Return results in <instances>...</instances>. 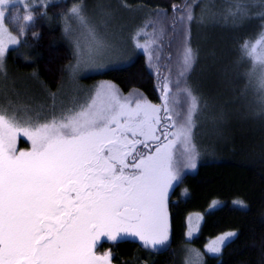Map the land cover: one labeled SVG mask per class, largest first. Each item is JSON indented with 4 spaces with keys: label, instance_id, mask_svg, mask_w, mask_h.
Segmentation results:
<instances>
[{
    "label": "trees",
    "instance_id": "16d2710c",
    "mask_svg": "<svg viewBox=\"0 0 264 264\" xmlns=\"http://www.w3.org/2000/svg\"><path fill=\"white\" fill-rule=\"evenodd\" d=\"M89 1L95 0H58L30 9L33 19L21 44L8 52L12 73L42 89H60L68 77L67 67L74 61V49L64 36V20L73 5ZM121 1L130 10L124 9V16L138 19L141 23L138 29L146 28L158 39L156 50L151 49L148 55L137 52L129 63L88 75L83 81L103 84L104 89L114 87L131 102L132 93L138 97L133 101L145 99L154 104L165 101L174 119L173 131L187 120L191 92L197 97V108L192 114L197 166L184 168L171 192V234L166 245L153 249L130 239L103 241L97 253L109 252L115 264H177L184 245L191 244L203 251L210 240L235 232L236 236L224 245L220 254L205 253V264H264V120L220 118L228 105L223 97L221 104L210 109L219 119L218 124L213 123L221 137L217 136L214 144L215 128L208 129V135L213 133L207 136L212 145L200 155L196 135L198 114L202 112L198 91L210 95L230 62L244 60L251 66L249 51L263 29L257 32L259 24L254 20L239 29L224 25L218 28L220 31L217 27L204 29L201 25L204 0ZM189 13L191 20L187 19ZM259 21L261 27L263 18ZM186 47L194 57L187 71L183 64ZM210 49L217 54L215 58H209ZM180 142L184 148L185 143ZM16 151L28 150L18 147ZM215 202L219 205L213 208ZM192 213H202L204 220L197 236L188 242L187 218Z\"/></svg>",
    "mask_w": 264,
    "mask_h": 264
},
{
    "label": "snow or ice",
    "instance_id": "6c2138e0",
    "mask_svg": "<svg viewBox=\"0 0 264 264\" xmlns=\"http://www.w3.org/2000/svg\"><path fill=\"white\" fill-rule=\"evenodd\" d=\"M14 2L0 0V6ZM4 17L0 10V29ZM187 19H192L190 13ZM18 43L9 34L8 46ZM6 51L0 39V64ZM193 60L186 47L185 71ZM189 95L186 122L162 135L190 145L186 167L194 169L198 153L192 143V114L197 97ZM131 104L112 87L98 90L85 108L59 122L21 127L14 115L0 111V264H110L108 254H94L101 237H133L153 247L169 240V190L178 179L172 151L176 140L159 143V106L147 100ZM18 134L32 142L31 151L17 153ZM137 137L159 146L140 157L138 146L148 145ZM129 167L134 171L126 174ZM234 235L226 233L220 243ZM209 251L219 253L221 248Z\"/></svg>",
    "mask_w": 264,
    "mask_h": 264
},
{
    "label": "rangeland",
    "instance_id": "374dc122",
    "mask_svg": "<svg viewBox=\"0 0 264 264\" xmlns=\"http://www.w3.org/2000/svg\"><path fill=\"white\" fill-rule=\"evenodd\" d=\"M55 1L58 0H15L14 3H10L7 6H0V10L5 12L3 26L0 29V39L6 42L7 47L3 63L0 64V111L14 115L21 121V127L34 126L53 120L59 122L71 117L85 108L98 90L104 91L103 84L85 82L83 81L84 77L103 72L111 67L125 65L129 63L137 52H145L148 55L147 53L151 52V49L155 51V47L158 45L155 44L158 39L153 37L146 28L143 31L138 29L141 25L138 19L124 16V9H127V12H130V10L121 0H95L93 2L75 4L68 11L64 20V36L74 49V61L71 66L67 67V80L60 89H42L37 83L26 81L12 73L11 64L8 62V52L21 44L24 32L30 23V21L24 20L23 17L30 15V9ZM74 8L77 9L76 12L72 11ZM202 8L203 18L201 25L204 29L212 28L211 30H215L214 28L217 27L218 30L222 25L226 28L232 26L239 29L243 26L246 27L247 22L254 20L259 24L257 32H261L262 29L263 31L250 48L251 66L248 63L246 64L244 60L238 63L230 62L223 69L222 78L219 82H216V85L214 84V89L210 95L207 94V91H198L200 109L202 110L198 114L200 123L196 132L197 138H199V143L198 141L197 143L200 148V155L207 153L210 150L208 146L212 145L207 140V136L211 137L213 133L208 135V129L215 128L216 133L217 126L215 127L213 122L218 124L219 119L216 117V112H211L210 109L222 103L220 98L225 97L230 107L228 108V105L225 106L224 110L226 112L223 111L219 114L220 118L229 119L231 116L235 118L238 116L242 118L241 121L248 117L264 120V0H204ZM261 18H263V22H261L262 26L260 27L259 20ZM9 34L19 41L17 45L8 46ZM158 43L161 44L160 42ZM214 52L213 49L208 51L209 58L217 56ZM209 82L211 83V80ZM167 89H163V91ZM130 95H133L131 96V106L134 107L136 101L133 100L138 99V97L134 93ZM235 101L237 102L236 106H234ZM149 103L161 108L160 116L162 117L161 125H163V129L158 130L156 133L161 137L159 143L176 140L174 136H169L168 140H165L162 135L164 131L175 132L173 131L175 128L172 115L164 111L165 101L163 104ZM239 107L241 109L237 110ZM166 115L170 116L171 119H164ZM217 136L221 137V133H216L214 144L217 141ZM136 139L145 140L148 145L147 148L143 145L138 146L137 154L140 157L152 154L155 147L159 146L156 141L150 138L137 137ZM14 147L15 149L19 147L23 150L31 151L32 142L18 134ZM189 148L190 145L188 144H185L183 148L178 140L174 144L172 151L178 179L169 190V198L176 183L182 176L183 169L188 168L186 164ZM206 148L208 149L207 151ZM127 162L131 164L132 157H129ZM133 171L131 167L125 169L126 174H131ZM218 205L215 202L213 208ZM203 220L204 216L202 213H192L188 216L186 232L188 242H191L197 236ZM170 234L171 223L169 216V240ZM225 234L210 240L203 251L191 244L184 245L179 251L177 264H205V253L210 255L220 254L224 245L236 236L235 233L234 236L228 237L221 244L219 238ZM126 239L136 240L143 244L138 238L133 237H121L115 241ZM103 241L112 240L101 237L98 245L93 249L94 254L96 256L108 254L110 264H115L109 252L97 253V247ZM164 245L146 247L158 249ZM216 245L220 246L221 251L219 253L210 252L209 248Z\"/></svg>",
    "mask_w": 264,
    "mask_h": 264
}]
</instances>
